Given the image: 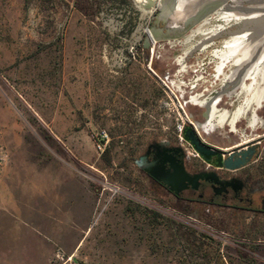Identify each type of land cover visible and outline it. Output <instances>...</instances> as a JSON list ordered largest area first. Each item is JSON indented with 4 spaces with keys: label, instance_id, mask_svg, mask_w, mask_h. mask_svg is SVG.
<instances>
[{
    "label": "rangeland",
    "instance_id": "obj_1",
    "mask_svg": "<svg viewBox=\"0 0 264 264\" xmlns=\"http://www.w3.org/2000/svg\"><path fill=\"white\" fill-rule=\"evenodd\" d=\"M198 1L0 0V158L65 177L84 264H256L224 233L249 230L246 211L187 204L136 162L163 139L194 152L191 122L221 147L259 141L247 167L264 172V42L242 35L264 0ZM239 5L248 17L222 14ZM188 14L204 16L144 45Z\"/></svg>",
    "mask_w": 264,
    "mask_h": 264
},
{
    "label": "crops",
    "instance_id": "obj_2",
    "mask_svg": "<svg viewBox=\"0 0 264 264\" xmlns=\"http://www.w3.org/2000/svg\"><path fill=\"white\" fill-rule=\"evenodd\" d=\"M54 178L50 172L0 158V264H52L56 248L71 252L78 243L82 225L73 217L74 225H68L66 179L59 174ZM248 251L256 264H264L263 247Z\"/></svg>",
    "mask_w": 264,
    "mask_h": 264
},
{
    "label": "flooded vegetation",
    "instance_id": "obj_3",
    "mask_svg": "<svg viewBox=\"0 0 264 264\" xmlns=\"http://www.w3.org/2000/svg\"><path fill=\"white\" fill-rule=\"evenodd\" d=\"M188 126L191 127V122L184 124L183 129ZM182 133L184 134V131ZM204 141L213 148H216L224 156L244 145L240 143L225 148L205 139ZM215 157L216 155L212 154L208 159H204L195 151H186L182 142L175 143L169 139H163L147 145L138 158H136V162L153 180L172 192L179 199L184 200L187 204L192 202L207 204L209 207L206 210H209L210 207L229 209L235 213L231 215H238L241 218L244 211H246L245 215L249 216L251 220L249 230H245V233H242V230H235L234 233L226 231L224 232L225 236L239 242L238 246L247 250L264 248V225L261 230L263 236H255V232H259L260 230L258 219H264V172L259 174L254 168L247 167V164L251 160L256 159V157H253L245 165L234 169L217 166L215 164ZM152 161H155L158 165H162L164 170L172 171L177 165L183 164L185 170L190 174L204 173L207 175L196 181V187L188 184L187 187L175 193L162 181L150 175L144 168L145 165H148ZM212 176L217 181H214ZM231 215L221 221L223 223L229 221V224H232L233 221L241 219L233 220ZM237 225L241 228L239 222H237Z\"/></svg>",
    "mask_w": 264,
    "mask_h": 264
},
{
    "label": "water",
    "instance_id": "obj_4",
    "mask_svg": "<svg viewBox=\"0 0 264 264\" xmlns=\"http://www.w3.org/2000/svg\"><path fill=\"white\" fill-rule=\"evenodd\" d=\"M158 29L160 30L157 34H155L154 40H156V38L164 37L166 36V34L171 35L177 33V28H170L166 23L164 26H158ZM151 42V36L147 32V35L144 38V45L149 46ZM183 131L184 138L191 144L192 148L198 155L202 156L204 159H208L212 154L216 155L215 164L217 166L234 169L245 165L253 157L258 156L259 154L258 141L243 145L235 150H232L230 153L224 156L222 155V153L218 152L216 148L208 145L194 126H188L183 129ZM144 168L150 173V175L162 181L175 193H178L179 191L187 187L188 184L196 187V181H198L199 178L205 177L204 175H207L204 173L190 174L185 170L183 164H179L172 171H169L166 169L164 170L162 165H158L157 163H155V161H152L148 165H145ZM213 179L214 181H217L215 177H213Z\"/></svg>",
    "mask_w": 264,
    "mask_h": 264
},
{
    "label": "bare ground",
    "instance_id": "obj_5",
    "mask_svg": "<svg viewBox=\"0 0 264 264\" xmlns=\"http://www.w3.org/2000/svg\"><path fill=\"white\" fill-rule=\"evenodd\" d=\"M156 0H149V1H145V3L142 1V0H139V4L140 5H142L143 7H149V5L151 6V4H153L154 2H155ZM201 1H203V0H201ZM201 1H198V2H196V6L198 5L199 6V3H201ZM203 5V4H202ZM264 5V4H263ZM194 6H195V4H194ZM260 6V5H259ZM258 5L256 6V7H254V6H251V10L250 11H253V10H255L256 11V13L257 14H259V16L260 17H258L257 19L255 18V19H251V20H256V22L254 23V25L253 26H250V27H247V29L245 30V32H243L242 33V35H244V34H246L247 32H250V34H253V33H255L256 34V36H255V38H254V40H255V42L257 43V42H259L260 43V41H262L263 40V42H264V6H262V7H259ZM222 7H219V8H217L215 11L218 13L219 11H221L222 9H221ZM248 8H247V6H236V7H234V8H231V7H229V8H225L224 9V12L222 13V14H229V13H241V14H244V16L245 17H248V13L245 11V10H247ZM263 10V11H262ZM182 13V14H181ZM176 14H180V15H182V16H184V14L185 13H183L182 12V10H180V12H178V13H175L173 16L175 17L176 16ZM205 14V13H204ZM204 14L203 15H201V16H198V15H192L193 17H196V19H199V18H201L202 16H204ZM263 15V16H262ZM181 16V17H182ZM192 16L190 15L189 16V14L188 15H185V17H182V18H179V19H173V20H170L169 19V21H167V24H168V26L170 27V28H177V23H179L178 21H180L181 19H184V20H189V19H191L192 18ZM255 16V15H254ZM253 17V16H252ZM159 20H167L166 19V17L165 16H160V14H159ZM160 29H158V27H156V26H153V27H150V33H151V35H152V37H151V39H152V42H154L155 40H154V38H155V34H157L158 33V31H159ZM262 42V43H263ZM264 44V43H263ZM263 48H264V46H263ZM261 52V53H260ZM260 54H262V58L260 59V62H264V50H263V52H262V48H261V50L259 51V54L258 55H260ZM257 55V54H256ZM251 62L252 61H249L248 63L249 64H251ZM260 67H261V70H260V73L259 74H261V77H262V83H263V85H264V65L263 64H261L260 65ZM261 89L263 90L264 89V86L263 87H261ZM195 124V123H194ZM195 127L196 128H198V126L195 124ZM199 129V128H198Z\"/></svg>",
    "mask_w": 264,
    "mask_h": 264
},
{
    "label": "built area",
    "instance_id": "obj_6",
    "mask_svg": "<svg viewBox=\"0 0 264 264\" xmlns=\"http://www.w3.org/2000/svg\"><path fill=\"white\" fill-rule=\"evenodd\" d=\"M105 135L107 134L103 130L101 136ZM51 262L52 264H84L75 252H67L60 247L54 250Z\"/></svg>",
    "mask_w": 264,
    "mask_h": 264
},
{
    "label": "trees",
    "instance_id": "obj_7",
    "mask_svg": "<svg viewBox=\"0 0 264 264\" xmlns=\"http://www.w3.org/2000/svg\"><path fill=\"white\" fill-rule=\"evenodd\" d=\"M102 158L106 161V162H110V153H109V148H106L104 150V152L102 153Z\"/></svg>",
    "mask_w": 264,
    "mask_h": 264
}]
</instances>
